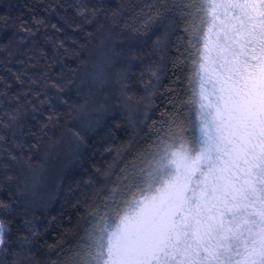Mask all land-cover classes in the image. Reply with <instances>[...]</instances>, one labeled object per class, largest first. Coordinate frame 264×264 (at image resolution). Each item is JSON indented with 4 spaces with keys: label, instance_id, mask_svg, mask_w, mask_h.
<instances>
[{
    "label": "trees",
    "instance_id": "1",
    "mask_svg": "<svg viewBox=\"0 0 264 264\" xmlns=\"http://www.w3.org/2000/svg\"><path fill=\"white\" fill-rule=\"evenodd\" d=\"M81 7L95 10L91 23ZM158 8V0H0V122L8 126L0 129L8 226L0 264L70 261L89 205L121 169L131 171L169 116L193 137L183 22L171 4L156 16Z\"/></svg>",
    "mask_w": 264,
    "mask_h": 264
},
{
    "label": "snow or ice",
    "instance_id": "2",
    "mask_svg": "<svg viewBox=\"0 0 264 264\" xmlns=\"http://www.w3.org/2000/svg\"><path fill=\"white\" fill-rule=\"evenodd\" d=\"M158 3L156 16L170 4L180 11L179 63L192 69L184 103L198 105L199 135L169 116L131 171L89 205L63 264H264V0ZM77 14L91 23L96 13ZM7 231L0 220V250Z\"/></svg>",
    "mask_w": 264,
    "mask_h": 264
},
{
    "label": "rangeland",
    "instance_id": "3",
    "mask_svg": "<svg viewBox=\"0 0 264 264\" xmlns=\"http://www.w3.org/2000/svg\"><path fill=\"white\" fill-rule=\"evenodd\" d=\"M206 87L209 89V91H211V85H206ZM197 110H198V105L194 108V112H195V121H197V123H194V130H193V136L194 135H199V129H198V117H197Z\"/></svg>",
    "mask_w": 264,
    "mask_h": 264
}]
</instances>
